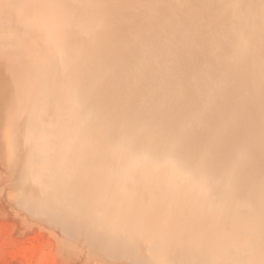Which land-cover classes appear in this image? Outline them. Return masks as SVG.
Masks as SVG:
<instances>
[{
  "label": "bare ground",
  "instance_id": "6f19581e",
  "mask_svg": "<svg viewBox=\"0 0 264 264\" xmlns=\"http://www.w3.org/2000/svg\"><path fill=\"white\" fill-rule=\"evenodd\" d=\"M46 1L39 11L47 22L41 37L50 41L53 57L40 55L27 39L18 42L15 25L0 18V38L11 54L21 50L29 69L38 65L23 86L19 128L8 144L3 141L7 156L12 160L22 150L24 169L36 165L39 191L56 172L62 194L83 195L75 209L93 218L84 230L124 256L142 252L171 264V245L176 252L196 242L190 227L197 223L209 245L186 247L196 253L193 264H264V0ZM4 60L0 54L3 66ZM146 104L166 108L167 117L150 122L141 136L137 113ZM180 143L203 157L187 164L177 154ZM153 150L167 155L165 161L172 155L178 160L144 177L120 154L133 152L143 161ZM210 156L218 159L212 177L217 185L210 180L212 189L202 193L216 201L202 194L193 200L186 178L207 173ZM42 197L25 196L34 205ZM182 220L189 228H181ZM158 226L172 229L170 244L144 237V230Z\"/></svg>",
  "mask_w": 264,
  "mask_h": 264
},
{
  "label": "rangeland",
  "instance_id": "374dc122",
  "mask_svg": "<svg viewBox=\"0 0 264 264\" xmlns=\"http://www.w3.org/2000/svg\"><path fill=\"white\" fill-rule=\"evenodd\" d=\"M31 1L32 0H30V1L29 0L28 1L27 0H0V3H1L0 4L1 5L0 6V13L2 10H5L7 12V14H6L5 11H4V13L2 11L3 14L1 13L0 18L3 19V21H5V25L7 24V21L10 25L11 24L15 25L16 31L19 32L18 42L19 41L23 42L25 39H27L26 41H24L25 44L29 43L34 48L38 49L40 55L46 54V55H48V57L52 56V53L50 52V50H52V47L50 46L51 45L50 41H49V44H50L49 45L48 41H46L47 42L46 43L45 40L42 38L45 36V32H47V28H46L47 22L45 23L41 12H43L46 9V8H44L45 4L43 5V3L47 2V1L46 0H45V2H43L44 0L43 1L39 0L40 2L38 0L37 1L35 0L36 2H33L34 0L32 2ZM38 3H39V5H38ZM2 4H3V6H2ZM31 4L32 5L34 4L35 6L34 5H33L34 7L31 6ZM6 5L8 6V8ZM40 5H42V6H40ZM4 6L6 9L4 8ZM14 7L17 9H15ZM35 7H37L36 10H35ZM28 9H32L33 12H32V10H29V12H28ZM41 9H44V10H41ZM40 10H41V12H39ZM13 11L15 13H13ZM22 12H24V13H22ZM14 14H16V16ZM32 15H33V17H32ZM38 15L39 16L41 15L40 18H38L39 17ZM39 19H41L42 22H41V20L39 21ZM9 24H8V26H10ZM32 37H33V39H32ZM21 38H24V39H21ZM45 39L47 40V38H45ZM30 40L33 42V44L31 43ZM33 40H36V41H33ZM2 43H3V45L5 44V42L4 41L2 42V40L0 38V45ZM41 43H43V45L40 46L39 44H41ZM3 45L0 46L2 48V49L0 48V51H1L0 54L2 56H4V58H5L4 61L7 63L9 62V63L8 64L4 63L5 64L4 66L2 63L0 64V132H3L0 134V139H1L0 140V264H144V263L149 264L150 262H151L150 264H164L166 261H163V262L162 261L160 262L159 260H158V262L153 261L151 259V257L147 256L148 258H146V255L142 252L140 254L135 255V256L139 257L141 255L143 261L141 260V256L139 257L140 259L138 257L136 258L133 253H131V254L129 253V255L124 256L125 255V254H123L124 251L123 250L121 251V249H120V251H121L120 252L119 249H117L120 253H122V254H119L118 251L111 248V245H108L106 243L103 244L104 246L101 245L102 244L101 242H103L101 240H97V242L98 241L100 242V243L98 242V244H97V242H96L97 238L93 241L92 238L90 237L92 235H88L89 231L84 230V229L88 228L90 226V224L92 225L93 218H90V216H85V214H83V216H82V215L78 214L76 209H75L78 206L81 207L83 205L82 203L85 200L83 195H80L75 191H70V193L64 192L62 194V192L59 190L60 188L57 186L59 183L57 176L52 175L56 172H53L50 175V177H48L49 176L48 174H45L46 177H48V180H47L48 184L45 187L46 188L44 190L45 192L39 191L38 186L41 184V180L38 179L39 175L36 176V174H37L36 165L32 164L27 169L26 168L24 169V163H22L23 155H20L23 153L22 150L21 151L18 150V152H16L15 155L12 157L13 158L12 160L10 159L11 156L10 157L7 156V155H9V153H8L9 150L5 151V149H7V147H8L7 138H9V136L12 135L13 131L15 132V128H17L19 126L20 119L23 117V115L22 116H20V115L24 113V105H25V99H24L25 95L24 94L26 93L27 87H23V86L27 83L28 79H30V73H31L30 71L31 70L33 71L34 69H36L38 65L36 64L34 66V64H30V69H29L28 68L29 63L27 62V59L23 56L24 55L23 51L20 50L21 51L20 52V51L16 50L15 54L16 53L19 54V55L17 54L19 56V57H17V55L11 54L10 49H7L6 44H5V46H3ZM44 45H46V46L48 45L46 47V49L49 48V46H50V48H49L50 50L49 49L46 50L44 48L45 49L44 51H47V52H44L42 49V47ZM48 50H49V53H51V54H48ZM2 53H4V54H2ZM6 53H8L10 55H8ZM13 55H15L16 57L15 56H14L15 58L12 57ZM20 56H21L22 60H21ZM23 58L26 60L24 61ZM22 62L25 63V65ZM13 63L15 65H13ZM16 63L18 64L19 67L17 66ZM12 65L14 67H12ZM24 66H27L28 69H26V67H24ZM11 67L13 68V70ZM26 70H28V71H26ZM16 71H18V72H16ZM3 80H4V82H3ZM10 80H11V82H10ZM16 80H17V82H16ZM5 81L7 84L5 83ZM20 84H21V86H20ZM2 88L4 91L2 90ZM18 88H19V90H17ZM13 91H15V92H13ZM11 103H13V104H11ZM12 105L14 107H12ZM5 106H8L7 109H4ZM142 106L140 107V112L138 111L139 114L137 113L138 116L135 115L138 117V119L140 118V120H137V118L134 117L138 121V122L136 121L137 125H140V123L144 124V126L142 125L143 129H141L142 127L140 126V127H138V130H137L141 136H143L145 133H147L148 127H149V129L151 127H153L151 123L155 122L156 120L165 119L167 117V115L164 114L167 110L166 108H160V107L154 106V105L147 106V104L142 105ZM148 107H149V109H148ZM11 108H12V110H11ZM13 108L16 110H14ZM144 108H146V109H144ZM160 109H162V111ZM142 110H144V111H142ZM141 112H142V114H141ZM149 114L151 116H149ZM13 115H14V118H12ZM142 115H144V116H142ZM183 118L184 119L188 118V115L184 116ZM7 121H9V122H7ZM7 123L9 125H7ZM145 123H147V125ZM137 125H136V127H137ZM1 128H3V130ZM18 128H17V130H18ZM145 128H146V130H145ZM9 129H10V131H9ZM14 132H13V134H14ZM5 133H7V136L3 135ZM19 134L24 135L25 133L23 131H20ZM1 135H3L4 137H2ZM4 140L7 144L3 145ZM183 145H184L183 143H180L179 144L180 147L178 149L176 147V149L178 151L180 150L177 154H178V156L180 155L179 156L180 158L184 157L185 159H188V160H186L187 161L186 163L190 165V160L199 155V150L197 152H194L195 151L194 146L186 145V144L184 146ZM180 148L182 149V151ZM184 148L188 149L189 151L184 149ZM19 149H22V148H19ZM147 152H148V154L147 153L145 154L146 158H145V160H143L144 163L142 161V159H143L142 156H138L136 153H133V152L130 153V152L125 151V152H120V154L121 153L125 154V155L127 154L126 157L128 158L129 161H131L130 162L131 164L129 163L130 165L128 164V165H126V167H136L138 169L139 168L143 169L145 173L139 174V175H142L144 177H146L150 174L148 171H151V173L159 172V169L162 168L163 165H165L167 162H169L170 164H174L178 160V159H176V157H178V156L175 157L172 155L170 157V159H168V161H165V157H167V155L164 156V153L162 151H159V150L150 151L151 154L149 153V151H147ZM152 152H154V153H152ZM203 152H205V151H203ZM193 153H194V155H193ZM202 157H203V154H202V156H200V158H202ZM155 158H157V159H155ZM158 158H160V159H158ZM209 158L212 160L213 157H211V156L208 157V160H209ZM215 158L217 159V157H214L213 159H215ZM216 159H215V161L212 160V166L210 164L211 160L209 161L210 167H209L207 173L205 171H202V173L200 172L197 174L192 172L191 173L192 176H190V177L188 176L186 178V181H187L186 183H188L189 187L194 190V191L193 190H190V191L193 194H195V195H193L191 192H189L191 199L196 200L197 198L202 197V195L204 196L205 194L202 193V190L204 189L206 192V187L211 188L212 187L211 185H213V183H216V182H214V180L212 178L213 175L215 174V172L217 171L216 165H214L216 163V161H218V159L217 160ZM7 160H8V162H7ZM19 160H21V162ZM154 162H156V163H154ZM213 162H214V164H213ZM139 164H141V165H139ZM148 166H149V168L147 169ZM212 167H214V169ZM210 168L213 172L210 170ZM147 172H148V174H147ZM25 174H27V179H29V180L31 179L30 182H28L26 180ZM132 177H134V176H132ZM204 177H206V178H204ZM195 179L197 181L196 183H195ZM202 179H204V180H202ZM210 180H211V182H210ZM191 182H192V184H191ZM209 182L211 185L209 184ZM194 183H195V186H194ZM205 184H207V186ZM216 185H217V183H216ZM20 187H21V189H20ZM195 187H196V189H198L197 191L195 190ZM27 188L29 190L28 192H27ZM33 191L35 192L36 195L39 193V196H41V192L44 194V197H42L41 200L39 198V200L34 201V203H36L35 205L32 203L33 201L31 202L32 203L31 204L25 198V196H27L29 194L32 195L34 193ZM24 192L26 195L24 194ZM58 192H60L59 195H58ZM199 192H201V193H199ZM27 193H29V194H27ZM207 195L210 197H208ZM205 197L209 198L210 201L215 200L213 198V195H209L208 193L205 195ZM20 198H22L23 201ZM210 204L208 203V210H210L212 212L211 208L213 205H210ZM65 205H67V206H65ZM62 206L63 207L65 206V207L63 208ZM209 206H210V208H209ZM66 207H69L70 211H73V213H71L70 211H69L70 213L65 211L64 209ZM62 208H63V210H62ZM196 210H197V208H196ZM65 212H67V213H65ZM74 216H75V218H74ZM85 217H87V218H85ZM182 217H184V215H182ZM64 218L66 219L67 222L64 221L65 220ZM72 222H74V224ZM84 222L86 224L88 222L89 226L87 227V225ZM68 223L69 224L72 223V224L69 225ZM186 223H189V222H183V220H182L181 228L182 227L185 229L189 228V227L184 225ZM75 225H79V226H77L78 228H76ZM85 225H86V227H85ZM197 226H198V224L196 223V225L192 226L193 228L190 227L191 228L190 231H192L191 232L192 235L195 236L194 240H196V242L194 241V243L190 242L191 245H194V246H192L194 248L196 246L197 247L198 246H205V244L207 243L205 234L202 231H200L197 228ZM144 231H145V234H143V235L146 239L150 238L151 240L155 239V240L159 241V240L164 238L163 240L168 239L167 244H170V239L172 238V234L174 233L172 231V229L164 231L163 226L154 227V229H151V228L146 229ZM162 233L164 234L163 236H162ZM165 237H166V239H165ZM207 238L209 239L208 236H207ZM197 243H198V245H197ZM99 244H100V247L98 246ZM191 245H190V247H191ZM206 245H209V244H206ZM95 247L98 248L99 252L102 251L101 254L96 253L97 249ZM186 247L190 248L189 246H186ZM186 247L183 246V248H181L182 250L177 249L176 252H173V250L175 248H173V246L171 245V249H169V250H170V253H171L172 259H173L172 262H174L176 264H178V263L179 264H193L194 263V261H192V260L197 259L194 256L196 253H194L192 250L190 251V249H187ZM192 247H191V249H192ZM116 253H118V256L116 255ZM189 254L192 256H190ZM131 255H132V257H130ZM143 256H145V258ZM134 257L136 259H134ZM131 258H133L134 260ZM137 259L141 260V261H138ZM136 260H137V262H136ZM142 262H144V263H142ZM172 262H171V264H174Z\"/></svg>",
  "mask_w": 264,
  "mask_h": 264
}]
</instances>
